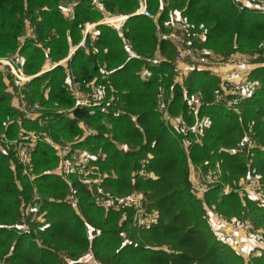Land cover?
Segmentation results:
<instances>
[{
    "label": "trees",
    "instance_id": "1",
    "mask_svg": "<svg viewBox=\"0 0 264 264\" xmlns=\"http://www.w3.org/2000/svg\"><path fill=\"white\" fill-rule=\"evenodd\" d=\"M259 1L250 0L258 5ZM139 4L140 0H0V56L21 55L24 71L33 75L19 86L0 65V133L13 138L37 126L10 103L12 88L31 102L40 99L47 106L71 108L70 113L55 111L48 119L52 136L99 150L92 163L106 170L104 188L116 193L143 190L145 206L155 218L137 227L131 207L104 208L93 190L73 178L79 211L75 210L65 199L66 181L50 170L58 161L52 146L38 141L25 168L12 144H0V264H89L81 258L88 249L100 264H244L212 229L203 203H212L225 216V206L233 202L238 214L249 215L264 230V206L250 199L242 205L239 193L222 189L224 183L237 186L247 173L257 174L264 186V74L236 113L215 100L216 75L193 69L186 87L202 88L203 100L197 113L186 111L182 87L172 77L175 47L158 36L151 17L134 13ZM147 7L158 12L162 29L164 21L176 16L187 24L191 38L202 35L209 47L224 55H255L258 63L252 70L264 72V7L241 0H147ZM106 13H130L122 36L101 22ZM87 21L96 24L86 32L85 45H78L66 63L42 71L46 57L58 61L78 43ZM125 41L134 55L127 52ZM156 47L161 59L153 63ZM143 63L152 70L148 78L138 75ZM67 75L85 90L100 82L105 90L101 104H76L67 89ZM160 86L165 94L171 91L172 114H182L188 123L205 114L210 125L195 135L166 123L156 108ZM82 123L93 131L85 132ZM141 159L150 174L138 173ZM189 161L219 178L202 196L195 191ZM34 188L42 194L39 205L47 217L37 236L19 232L23 208L36 202ZM261 249L251 264H264V246Z\"/></svg>",
    "mask_w": 264,
    "mask_h": 264
},
{
    "label": "built area",
    "instance_id": "2",
    "mask_svg": "<svg viewBox=\"0 0 264 264\" xmlns=\"http://www.w3.org/2000/svg\"><path fill=\"white\" fill-rule=\"evenodd\" d=\"M96 4L103 8L99 1H97ZM73 5L74 1H70L68 4L67 14L70 16L73 13ZM134 13L143 14L145 16H153L147 7V0H140V4L134 10ZM129 15L130 13H106L102 17L101 22L110 24L113 28H115L118 34L122 36V28ZM155 20L154 23L158 36L168 39L176 48L173 68L177 72V76L178 74L185 75L193 69H205L210 73L219 76L222 81L219 84V88L215 90V100L222 101L230 110L239 112L241 103L246 98L250 97L259 87V82L256 79L246 77V74L250 72L257 65V63H247L242 60L231 59L211 51H199L197 46L192 43L193 39L196 37L191 38L189 36L187 24L183 19L176 18V16H170V19L165 21V26L168 28L166 31H160V24L157 20ZM94 24H96V21H87L85 23L81 39L72 47L67 56L59 59L58 61H53L51 58L46 57V64L42 68V71L52 68L55 64L60 63L61 60L69 57L71 55L70 53L76 46L83 45L85 43L86 32L92 30V27L95 26ZM31 29L32 28L28 29V32L31 31ZM125 45L127 52L130 55H134L133 51L130 49L132 46L131 43L129 41H125ZM156 55L158 57H154L151 60L153 63L159 62L161 59L157 49ZM23 60V57L17 53L0 56V65L7 67L8 71L13 75L14 83L19 86L24 85L25 82L30 80L33 76L32 74H28L24 71ZM40 72L41 70L38 73ZM151 75L152 70L149 67H143L139 70V76L142 78H148ZM65 80L67 89L74 97L76 104H84L85 102H81V99L84 98L86 91L89 90L80 88L79 83L74 81L71 75H67ZM90 88L96 90L97 92H103L104 90L103 87L102 89L100 88V84L95 83H92ZM219 91H222V94L219 93ZM166 96L167 94H165V89L160 86L156 94V108L160 112L162 119H164L166 123H171L177 131L182 133L190 132L197 135L202 132V126H207L210 123V120L201 123L202 120L199 117H196L191 123H188L183 119L182 114L180 113L177 116L171 115L169 111L170 97ZM187 100L193 112L197 113L202 101L201 90L198 89L195 95ZM191 103L193 105H191ZM38 107L39 104L34 101L31 104L22 103L19 108L24 115L35 117L32 112L37 110ZM70 109L71 108H63V112L70 113ZM82 127L85 129V132L93 131L89 125L84 123H82ZM40 134H44V136L41 137ZM0 140L5 144L10 143L15 147L17 156L25 168L30 163L32 152L38 141L43 140L52 146L58 160L57 165L52 171L59 174L66 181L68 185V193L72 197L73 202L77 200V187L74 185L73 181V178H75V180L85 184L88 188L94 191L97 195V201L98 198L101 199V201H98L99 203L103 205H116L124 203L131 206L133 208L132 220L135 225L147 226L155 220L154 212L148 211L145 206V194L143 190L133 189L119 195L106 191L101 183L102 179L96 175V165L92 163L95 156H93L86 149L75 146L74 143L57 141L52 136H48L45 131L36 132L35 130H20L13 138H8L6 133L2 132ZM251 142H254V140ZM237 150L241 151L242 148H238ZM192 168L194 176L197 179V191L205 192L208 188V184L219 182L218 177L210 173H207L206 177H203V179L197 178V175L200 176V167L197 166V170H195L194 167ZM25 171L27 170L25 169ZM138 173L144 175L150 174L151 172L148 173L145 170L141 161ZM237 190L245 192L248 196L264 204V186L257 174H249L246 180L243 179L240 182L239 186L232 187L228 184L223 185L224 192ZM34 199L35 201L40 199V195L38 193H34ZM207 213L210 217H212L215 224H217L216 232L220 236L219 238L227 242L236 251H242L244 248L242 235L253 228L252 222L250 220H237L232 217L225 218L218 211L210 208L207 209ZM33 230L34 228L26 222H21L19 226V232L31 233ZM89 251L91 252L90 249ZM93 260V262H95L94 264H100V262L94 257Z\"/></svg>",
    "mask_w": 264,
    "mask_h": 264
},
{
    "label": "rangeland",
    "instance_id": "3",
    "mask_svg": "<svg viewBox=\"0 0 264 264\" xmlns=\"http://www.w3.org/2000/svg\"><path fill=\"white\" fill-rule=\"evenodd\" d=\"M242 1V3L243 4H247V5H249V6H251V7H253V6H255V7H264V2L261 0V2L259 1V5L258 4H255L254 2H250V0H241ZM151 11V13L153 14V16H148V17H151L153 20H157L158 21V12H153L152 10H150ZM101 20H102V18H101ZM155 20V21H156ZM159 22V21H158ZM163 24H164V26H165V21L163 22ZM95 25V24H94ZM110 25V24H109ZM94 27V26H93ZM93 27H92V30H91V32L93 31ZM160 31H166L168 28L167 27H164V29L165 28H167L166 30H164V29H162V26H161V24H160ZM203 39V36L202 35H198L197 36V38H194L193 39V45H195V46H197V49L199 50V51H204V50H206V51H211V52H214V53H217V54H221V55H223V56H225V57H228V58H231V59H235V60H242V61H245V62H247V63H253V62H255L254 60L256 59V56L255 55H251V54H248V53H230V54H227V55H224V54H222L221 52H219V51H217V50H214L212 47H209L207 44H206V42L205 41H203L202 40ZM85 45V43L82 45V46H84ZM124 45H125V42H124ZM125 47H126V45H125ZM72 49V47L69 49V51H68V53H67V55L69 54V52H70V50ZM130 49L133 51V49H132V46L130 47ZM156 49L159 51V49L156 47ZM175 50H176V48H175ZM133 53L135 54V52L133 51ZM176 54V53H175ZM66 55V56H67ZM159 55L161 56V54H160V51H159ZM154 57H158L157 55H156V52H155V54H154V56H153V58ZM152 58V59H153ZM175 58V57H174ZM67 59H68V57L66 58V59H63V60H61L60 61V63H66V61H67ZM149 60H150V58H149ZM149 60H148V63H149ZM258 63V62H257ZM260 63V62H259ZM45 64H46V61H45V63L43 64V67L45 66ZM143 67H147L144 63L143 64H141V66H139V68H138V75H139V70H141ZM203 70H205V69H203ZM191 72V71H190ZM190 72H188V73H186L185 75H182V74H178V76H177V72L174 70V73H173V81L174 82H176V83H179L180 85H181V87H182V91H183V94H184V97L186 98V100L188 99V98H190V97H192L193 95H195V93H196V91L198 90V89H195V90H193V91H188V89H187V87H186V82H185V79L187 78V76L189 75V73ZM262 74H264V72L263 71H260V70H258V71H253V70H251L250 72H248L247 74H246V77L248 78V77H250V78H253V79H256L258 82H259V85L261 84V82H262V79H261V77H262ZM215 75V74H214ZM216 77H217V83L218 84H220L221 83V79H220V77L219 76H217L216 75ZM14 82V81H13ZM95 83V82H94ZM15 84V83H14ZM95 84H100V88L102 89V85H101V83L100 82H98V83H95ZM19 87V86H18ZM9 88H11V86H9ZM202 89V88H201ZM201 89H199V90H201ZM87 90V89H86ZM215 90H217V89H215ZM215 90H214V93H215ZM104 91L105 90H103V92H97L96 90H94V89H91L90 88V90L89 91H86V95L84 96V98L83 99H81V102H85V103H88V104H101V101H103V99H101V98H103L102 96L104 95ZM12 95L10 96V103H12V105H14L18 110H20V105L22 104V103H25V104H31L32 102L30 101V100H28V99H26L25 98V96L23 95V93L21 92V90H19V89H13L12 88ZM203 92L204 91H202L201 90V100H203ZM170 93H171V91H170ZM170 93L169 94H167V96L166 97H170ZM219 93H221L222 94V91H219ZM35 102H37L38 104H39V107H38V109L37 110H35V111H33L32 113H33V115L35 116V117H29V116H26V115H24L21 111V114H22V116H24L26 119H29V120H31V119H34L35 121H36V124H37V126L35 127V128H32V129H30V128H28V127H26L27 129H29V130H35L36 132H39V131H45V133H47V135L49 136H52V134H51V130L49 129L50 128V124H49V121H48V119L52 116V115H54V113H55V111H59V110H63V107H60V106H47V105H45V103H42V100H40V99H35L34 100ZM33 101V102H34ZM246 101V100H245ZM186 103H187V110L186 111H188V112H193V110L190 108V104H188L189 102H188V100L186 101ZM193 103V102H192ZM191 103V105H193ZM201 104H202V101H201ZM201 104H200V106H201ZM199 106V107H200ZM243 104H242V108H243ZM242 108H240V110H239V112L240 111H242ZM198 112V111H197ZM171 113V112H170ZM194 113V112H193ZM236 113H238V112H236ZM179 113H176V114H172L171 113V115H173V116H177ZM201 118V123L203 122H206V121H208V120H210L209 119V116L208 115H205V114H202L201 116H198V115H195L194 116V118L191 120V122L195 119V118ZM186 121V120H185ZM187 122V121H186ZM171 124V123H170ZM208 125H210V123L208 124ZM49 127V128H48ZM206 126H202V132L204 131V128H205ZM22 128H24V127H22ZM3 132V131H2ZM1 132V133H2ZM201 132V133H202ZM1 133H0V135H1ZM41 135V137H43L44 136V134H40ZM196 135V134H195ZM53 137V136H52ZM54 138V137H53ZM40 139H43V138H40ZM55 140H57V141H60V142H63V140L62 139H56V138H54ZM187 141H189L188 140V138H186V137H184L183 138V143H187ZM65 142V141H64ZM0 144H5L4 142H2L1 140H0ZM122 146H124V144H122ZM82 147H84V146H82ZM83 149H86V147H84ZM89 149V148H88ZM88 149H86L88 152H90L93 156H95V157H97V153L99 152V150L98 151H96V150H88ZM148 156V155H147ZM143 159H141L140 161H142ZM190 162V176H191V179H192V181H193V184H194V187H195V191L199 194V195H201L202 196V194H203V192H199V191H197L196 190V181H197V179L195 178V176H194V173H193V168L192 167H194V169L195 170H197V166L193 163V162H191V161H189ZM57 165V164H56ZM55 167H53L52 169H50L51 171L54 169ZM96 171H97V173H96V175H98L101 179H102V177L103 176H105L107 173H106V170L105 169H96ZM148 173H149V171L148 170H146ZM197 172V171H196ZM197 174H198V172H197ZM211 174V173H210ZM144 175H147V174H144ZM200 176H198L197 175V178H199V179H203V177L205 178L206 177V174L202 171V169L200 168V174H199ZM250 175H251V173H250ZM216 176V175H215ZM249 176V174L247 173L245 176H241L240 177V180H239V183L237 184V186H239L240 185V182L243 180V179H247V177ZM216 177H218V176H216ZM219 179V178H218ZM218 183V182H217ZM212 184H215V183H210V184H208V187L210 186V185H212ZM225 184V183H224ZM223 184V185H224ZM223 185H222V189H223ZM229 185V184H228ZM232 187H235V186H232ZM67 189V188H66ZM106 189V188H105ZM131 190H133V189H131ZM130 190V191H131ZM34 191H35V193H38L39 194V192L37 191L36 192V189L34 188ZM106 191H108V192H110V193H112V194H116V195H119V194H122V193H116V192H112V191H110V189L109 188H107L106 189ZM237 193H239L240 194V196H242L241 197V200H242V205H245V203H246V199H250L251 201H254L256 204H258V205H262V206H264V204H262V203H260L259 201H257L256 199H254V198H252V197H250V196H248L245 192H243V191H241V190H237L236 191ZM145 194V193H144ZM39 195H42V194H39ZM94 195H95V199H96V201H97V195L94 193ZM245 196V197H244ZM67 197V198H66ZM65 199L69 202L70 201V204H71V206L75 209V210H78V203H77V200L75 201V202H73V199H72V197L69 195V193L67 192V190H66V195H65ZM42 200V197H40V199H37L36 200V202H34V203H31V201H29V203H27L26 205V207H25V209L23 208V213H24V215L22 216V221L21 222H26L27 224H29L32 228H34V230H33V232H31V233H35L36 234V236H37V233H38V231L40 230V229H42V227H43V223H45V221H46V219H47V217L45 216V211H44V209H41V207H40V201ZM145 200H146V195H145ZM98 201H101V199L100 198H98ZM97 201V202H98ZM146 202V201H145ZM99 203V202H98ZM99 204H101V203H99ZM121 205H126V204H124V203H120ZM119 204V205H120ZM204 204V206H205V208L206 209H208V208H210V209H213V210H217V211H219L216 207H214L215 205H213L212 203L211 204H206V203H203ZM104 208H108V207H112V206H116L117 208H118V204H113V205H103V204H101ZM126 206H128V205H126ZM129 207H131V206H129ZM132 208V207H131ZM225 208H227L228 209V211L225 213V216L223 215V214H221V215H223L225 218H230V217H232V218H234V219H237V220H250L251 222H252V224H253V228H251V230H249L247 233H243V235H242V238H243V243H244V248H243V250L242 251H236L235 249H233L232 247H231V249L234 251V252H236V253H238L239 255H241V257H242V259H243V262H244V264H251L252 263V261H253V259L254 258H256L257 256H259L260 254H261V252H262V249H261V247H263L264 246V230H263V228H262V226H259V225H257L255 222H254V220L249 216V215H245V216H243L241 213L240 214H238V212H236V205L233 203V202H231V203H229V204H227L226 206H225ZM79 211V210H78ZM207 212V211H206ZM132 214H133V208H132ZM207 218H208V220H209V222H210V226L212 227V229H214V230H216L217 231V224H215V222H214V220L212 219V217H210L209 216V214L207 213ZM252 219V220H251ZM23 220H25V221H23ZM132 222H133V220H132ZM134 224V223H133ZM135 225V224H134ZM135 226H137V225H135ZM137 227H142V226H137ZM217 234V236L218 237H220L219 235H218V233H216ZM219 239V238H218ZM220 240H222L221 238H220ZM222 242H224V240H222ZM227 246V245H226ZM227 251V250H226ZM84 255V256H83ZM82 255V260H84L85 262H87V263H89V264H94L95 262H93L94 260H93V255H92V251L90 252L89 251V249H88V251L86 252V253H84Z\"/></svg>",
    "mask_w": 264,
    "mask_h": 264
},
{
    "label": "water",
    "instance_id": "4",
    "mask_svg": "<svg viewBox=\"0 0 264 264\" xmlns=\"http://www.w3.org/2000/svg\"><path fill=\"white\" fill-rule=\"evenodd\" d=\"M76 47H77V46H76ZM76 47H75V48H76ZM73 51H74V50H73ZM73 51H72V52H73ZM72 52H71V53H72ZM71 53H70V54H71Z\"/></svg>",
    "mask_w": 264,
    "mask_h": 264
}]
</instances>
